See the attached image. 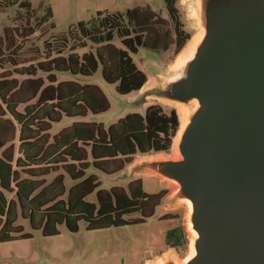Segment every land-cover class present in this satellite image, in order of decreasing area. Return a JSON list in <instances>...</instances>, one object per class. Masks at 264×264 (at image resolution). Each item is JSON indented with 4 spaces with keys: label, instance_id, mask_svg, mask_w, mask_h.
I'll return each instance as SVG.
<instances>
[{
    "label": "trees",
    "instance_id": "trees-1",
    "mask_svg": "<svg viewBox=\"0 0 264 264\" xmlns=\"http://www.w3.org/2000/svg\"><path fill=\"white\" fill-rule=\"evenodd\" d=\"M0 5H19L27 18L34 17L28 1L0 0ZM165 11L166 16H162L149 5L134 6L124 12L98 11L90 22L76 25L84 37L77 46L81 49L89 47L81 53H56L54 42L44 41L36 48L37 52L42 53L40 60L22 72V75H33L35 78L30 79L37 84L31 98L20 100L27 103L35 99V103L27 104L23 112L16 109L18 101L11 100L21 84L18 87L14 83L3 90V83L14 80H0V101L5 104L3 108L0 103V111L11 116L5 122L11 125V133L4 136L0 130V147L6 145L0 152V241L11 239L9 213L12 206L11 200L7 198L8 193H13L21 217L26 212L24 218L32 227L41 229L43 235L57 234L56 225L60 224L76 232L81 221L87 223L86 228L93 229L143 221V218H123V215L138 210L144 216L153 214L165 192L148 194L142 190L141 184L133 181L127 192L121 187H112L109 191L97 189L96 201L91 202L86 197L99 183L93 174L85 176V172L92 166L104 174H113L130 163L137 154L170 152L174 136L180 128V116L175 108L162 106L152 123L146 113L138 112L127 113L107 128L95 122H73L69 130L51 135V142L56 140L58 150L55 152L56 158H51L49 164L44 166L37 162L40 150L33 132L39 129L40 122L48 125L45 128L48 131L52 124L59 123L63 117L84 118L88 114L98 115L109 109V102L97 85L81 84L71 79L59 80L58 75H65L63 73L71 77L88 78L99 70L102 80L114 85L118 95L126 96L139 91L147 81V75L133 61L132 55L138 48L144 46L164 51L174 46L177 54L191 38L179 20L174 0H165ZM48 20L51 29H54L50 6H46L44 13L38 17V22L42 24ZM33 32V26H29L28 34ZM63 37L64 43L68 42L66 36ZM114 40H118L119 46L113 43ZM44 96L46 101H43ZM41 102H49V109L43 112V116L31 110V107ZM13 121L17 123L16 127ZM27 129L29 133H25ZM41 170L44 175L55 172L53 181L62 186L64 173L66 177L78 181L68 189L66 198L45 196L39 200L41 190H37L39 186L35 185L34 177L39 176ZM37 210L39 213L35 217L34 212ZM16 232L20 237L30 235L20 233V230ZM182 235L180 226L168 230V245H183Z\"/></svg>",
    "mask_w": 264,
    "mask_h": 264
},
{
    "label": "rangeland",
    "instance_id": "rangeland-1",
    "mask_svg": "<svg viewBox=\"0 0 264 264\" xmlns=\"http://www.w3.org/2000/svg\"><path fill=\"white\" fill-rule=\"evenodd\" d=\"M29 2L31 11L34 15L27 18L23 8L19 5L3 6L0 5V80L8 78L14 81H7L2 84L3 90H7L14 83L21 84L17 91L12 95V101H18L15 104L16 109L23 112L27 104L35 103L31 99L27 103L20 100L29 99L34 94L37 84L30 78L32 76L22 75L27 66L33 65L40 60L41 52H37V46L44 41L51 40L55 44L54 51L63 53L85 52L89 47L81 49L77 46L78 41L84 40L80 35L79 28L76 26L81 23L90 22L98 11L124 12L134 6L149 5L154 11L166 16L165 0H20ZM202 2V16L208 20L209 30H211L213 40H224L225 45H219L218 50L212 53V56L223 54L228 59L234 58L235 43L241 42L245 38L249 39V52H262L264 40V8L258 0H197ZM177 7L179 20L183 28L191 35L190 40L185 47L177 54L175 47L170 46L168 50L156 51L144 46H140L135 54L132 55L136 66L141 69L148 77H154L156 74H163L165 81L168 76L166 70L169 63L175 61L176 64L179 55H182L184 61L194 54L196 46L191 45L195 36H202V30L199 31L200 12L195 11V5L192 0H174ZM46 6L52 10V21L55 28L51 29L49 20L47 23H39L38 17L44 13ZM29 26H33L34 32L29 33ZM71 26V27H70ZM61 32V33H60ZM63 36L67 41L64 43ZM228 38V39H223ZM229 47L227 46V41ZM113 43L119 46L118 40ZM65 44V45H64ZM226 48L232 52L225 51ZM262 54V53H261ZM187 68H183L181 75L176 78L185 76ZM26 72V71H25ZM165 72V73H164ZM37 74H41L37 72ZM58 75L59 80L78 81L81 84L90 83L97 85L107 101L109 109L98 115L88 114L84 118H67L63 117L57 124H52L48 131H45L48 125L39 123V129H35L33 136L38 143L40 157L37 156V162L44 166L56 158L55 152L58 150L56 140L51 142V135L57 134V131L65 132L69 130L73 122L86 121L101 124L107 128L111 123L125 116L129 112L146 113L150 123L160 113L164 101L159 99L143 98L148 101L141 105V96L133 93L126 96L118 95L112 84H107L102 80L99 70L91 77L76 78L69 74ZM255 75H259L255 73ZM162 77V76H161ZM165 77V78H164ZM36 98V97H35ZM46 96L43 101H46ZM20 101V102H19ZM25 102V101H24ZM1 103V101H0ZM31 107V110L43 116V112L49 109V102H41ZM5 108V104L1 103ZM185 106L189 112L196 108V102L189 105L177 104L173 102L171 107ZM31 106V105H30ZM170 106V105H169ZM11 119L10 114L0 111V130L4 136L11 133V125L7 124ZM15 127L17 123L13 121ZM35 128V127H32ZM48 132V133H46ZM25 133H29L28 129ZM59 133V132H58ZM16 141V138L14 140ZM6 146V145H5ZM2 146V147H5ZM0 147V152L2 150ZM169 153V154H168ZM167 153L172 158H176L174 149ZM42 158V159H41ZM47 161V162H45ZM49 164V163H48ZM154 165V166H153ZM146 169L163 171L162 164H153ZM145 166H141L144 168ZM57 170L60 171L59 165ZM122 166L121 169H123ZM120 169V170H121ZM42 170H46L43 168ZM39 176L34 177L35 185L39 186V200L42 197L50 196L51 198H66L68 189L78 180L66 177L63 174V186L54 182L55 172H49L44 175L43 171ZM93 174L99 186L86 197V200L96 201V190L103 189L109 191L112 187H121L127 192L130 182L136 181L142 186V190L148 194H154L163 191V197L159 205L155 206L151 216H144L141 210L125 214V219L143 218V221L121 225L97 227L93 229L86 228V222L79 223V229L76 232L69 231L64 224L56 225L58 233L55 235H43L41 229L31 226L30 222L20 215V210L16 204L13 193L7 194L11 200V212L9 213V233L11 239L0 241V264H163L164 262H174L181 264L188 262L191 245H197L199 238L196 229L194 233L190 228L191 222L194 221L195 213L189 209V200L184 189H181L173 196V190L176 191L178 186L171 184L166 188V182L160 181L159 177L153 174L142 173L140 175H131L126 169L120 173L104 174L89 166L85 176ZM132 184V183H131ZM167 197V198H166ZM41 210V209H40ZM191 212H190V211ZM39 210L35 211V217ZM190 213V214H189ZM180 226L183 231L181 240L184 242L181 246L168 245L166 233L168 230ZM29 233V237H20L19 233ZM164 254H161L166 249ZM158 255L155 262H146L145 259H152Z\"/></svg>",
    "mask_w": 264,
    "mask_h": 264
},
{
    "label": "water",
    "instance_id": "water-1",
    "mask_svg": "<svg viewBox=\"0 0 264 264\" xmlns=\"http://www.w3.org/2000/svg\"><path fill=\"white\" fill-rule=\"evenodd\" d=\"M192 1L202 30L194 54L166 70L167 81L156 74L141 94V105L145 95H152L177 104L194 101L196 108L177 142L178 157L144 161L136 168L162 164L163 171H149L179 185L172 195L184 189L192 203L191 225L199 241L196 255L181 264H264V43L262 54L249 52L245 38L235 43L232 60L213 57L226 42L213 40L202 2ZM258 1L264 8V0ZM187 67L185 76L176 78Z\"/></svg>",
    "mask_w": 264,
    "mask_h": 264
},
{
    "label": "crops",
    "instance_id": "crops-1",
    "mask_svg": "<svg viewBox=\"0 0 264 264\" xmlns=\"http://www.w3.org/2000/svg\"><path fill=\"white\" fill-rule=\"evenodd\" d=\"M175 65V61L173 63H169L168 67H167V71L171 68H173ZM155 78L152 77H148L147 76V81L143 84V86L140 88L139 91H137L136 93L139 94V96H141L142 92L145 91V89H147L148 87H151L155 81H154ZM144 98H151V99H159V100H162L165 102L164 105H162L163 107H171L173 101L169 100V99H165V98H162V97H156V96H152V95H145ZM146 103H148V101H145L144 103H142V106L145 105ZM170 105V106H169ZM169 154V153H168ZM165 156H167V153L166 152H158V153H149V154H137L135 155L132 160L130 161V163L124 165V168L117 171V172H121L122 170L126 169V172L131 174V175H140L142 173H148V174H153V175H156L159 177L160 181H163V182H166V188H169L171 186V183L169 181H164L163 178L159 175V174H156V173H151L149 170H139L137 169V165L144 162V161H153L155 159H160V158H164ZM116 172V173H117ZM115 174V173H113ZM110 175V174H108ZM167 198V197H166ZM167 248L164 249L162 251L161 254H164L166 252ZM161 255H158L152 259H145L143 262L146 263V262H155L156 258L159 257L160 258Z\"/></svg>",
    "mask_w": 264,
    "mask_h": 264
},
{
    "label": "bare ground",
    "instance_id": "bare-ground-1",
    "mask_svg": "<svg viewBox=\"0 0 264 264\" xmlns=\"http://www.w3.org/2000/svg\"><path fill=\"white\" fill-rule=\"evenodd\" d=\"M201 34H202V33H201ZM200 38H201V35L193 37V39H192V41H191V45L196 46L197 43H198V41L200 40ZM191 57H192V56H191ZM191 57H190V58H191ZM190 58H188V59H190ZM188 59H186V60H188ZM186 60H185V61H186ZM183 62H184V59H183L182 55H179V58L177 59L176 64H181V63H183ZM177 109H178L177 111H178L179 116H180V128H179V130H178V132H177V134H176V136H175V138H174L173 149H174V154H175V156L178 157V155H179V150H178L177 142H178V140H179V138H180V136H181V134H182L183 129H184L185 126H186V123H187V117L190 115L191 112H189L188 109H187L185 106H182V105H180V106L178 105V106H177ZM171 158H172V157H171ZM189 202H190V200H189ZM189 209H190V210L192 209V203H191V202L189 203ZM190 210H189V211H190ZM190 212H191V211H190ZM189 214H190V213H189ZM190 228L192 229V231H193L194 233H196L195 230H194V228L192 227L191 224H190ZM195 255H196V249L194 248L193 245H191V249H190V253H189V256H188V260L190 261ZM189 261H188V262H189Z\"/></svg>",
    "mask_w": 264,
    "mask_h": 264
}]
</instances>
